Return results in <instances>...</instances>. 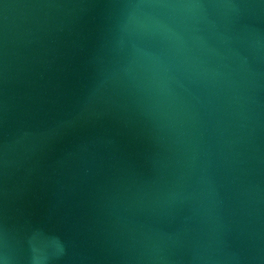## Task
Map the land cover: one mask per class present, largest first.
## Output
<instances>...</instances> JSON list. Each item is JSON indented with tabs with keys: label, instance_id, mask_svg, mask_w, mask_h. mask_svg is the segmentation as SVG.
<instances>
[{
	"label": "water",
	"instance_id": "obj_1",
	"mask_svg": "<svg viewBox=\"0 0 264 264\" xmlns=\"http://www.w3.org/2000/svg\"><path fill=\"white\" fill-rule=\"evenodd\" d=\"M0 264H264V0H0Z\"/></svg>",
	"mask_w": 264,
	"mask_h": 264
},
{
	"label": "clouds",
	"instance_id": "obj_2",
	"mask_svg": "<svg viewBox=\"0 0 264 264\" xmlns=\"http://www.w3.org/2000/svg\"><path fill=\"white\" fill-rule=\"evenodd\" d=\"M153 68L155 71H159V62L158 61H153Z\"/></svg>",
	"mask_w": 264,
	"mask_h": 264
}]
</instances>
